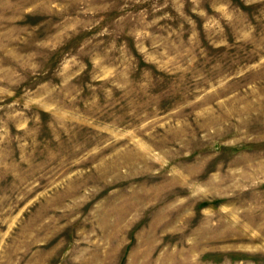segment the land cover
<instances>
[{
  "label": "rangeland",
  "instance_id": "1",
  "mask_svg": "<svg viewBox=\"0 0 264 264\" xmlns=\"http://www.w3.org/2000/svg\"><path fill=\"white\" fill-rule=\"evenodd\" d=\"M0 264H264V0H0Z\"/></svg>",
  "mask_w": 264,
  "mask_h": 264
}]
</instances>
